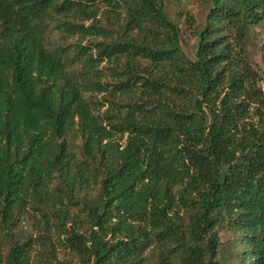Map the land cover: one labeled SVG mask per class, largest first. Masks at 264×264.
Listing matches in <instances>:
<instances>
[{"label": "trees", "instance_id": "16d2710c", "mask_svg": "<svg viewBox=\"0 0 264 264\" xmlns=\"http://www.w3.org/2000/svg\"><path fill=\"white\" fill-rule=\"evenodd\" d=\"M195 1L0 0V264H264V0Z\"/></svg>", "mask_w": 264, "mask_h": 264}, {"label": "rangeland", "instance_id": "374dc122", "mask_svg": "<svg viewBox=\"0 0 264 264\" xmlns=\"http://www.w3.org/2000/svg\"><path fill=\"white\" fill-rule=\"evenodd\" d=\"M166 12L169 18L177 23L181 31L182 48L189 58H194L196 48V39L192 36L191 31L187 28L185 18L193 16L197 24H202L207 12L206 6L195 0H166ZM261 28H257L260 31ZM54 39L59 38V31L57 28L53 29L52 34ZM264 34L259 38H254L248 41L246 50L248 57L254 68L259 71L262 76V89L264 90V65L262 62L261 43ZM28 226V223L26 224ZM222 241H227L230 236L228 234H221Z\"/></svg>", "mask_w": 264, "mask_h": 264}]
</instances>
